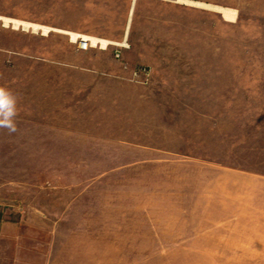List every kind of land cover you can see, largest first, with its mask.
<instances>
[{"label": "rangeland", "instance_id": "rangeland-1", "mask_svg": "<svg viewBox=\"0 0 264 264\" xmlns=\"http://www.w3.org/2000/svg\"><path fill=\"white\" fill-rule=\"evenodd\" d=\"M0 85V264H264V0H0Z\"/></svg>", "mask_w": 264, "mask_h": 264}, {"label": "crops", "instance_id": "crops-1", "mask_svg": "<svg viewBox=\"0 0 264 264\" xmlns=\"http://www.w3.org/2000/svg\"><path fill=\"white\" fill-rule=\"evenodd\" d=\"M256 182L260 185L254 192H247L246 205L248 207V224L253 225L252 228L248 227V231L255 232L257 235L254 237H248V239H254L264 242V176H256ZM255 246H262L258 244Z\"/></svg>", "mask_w": 264, "mask_h": 264}, {"label": "clouds", "instance_id": "clouds-1", "mask_svg": "<svg viewBox=\"0 0 264 264\" xmlns=\"http://www.w3.org/2000/svg\"><path fill=\"white\" fill-rule=\"evenodd\" d=\"M19 96L11 88L0 85V129H5L11 135L18 129Z\"/></svg>", "mask_w": 264, "mask_h": 264}, {"label": "bare ground", "instance_id": "bare-ground-1", "mask_svg": "<svg viewBox=\"0 0 264 264\" xmlns=\"http://www.w3.org/2000/svg\"><path fill=\"white\" fill-rule=\"evenodd\" d=\"M219 9V11L224 15V17H226L227 19H231V20H233V19H235L236 18V12L235 11H232V10H228V9H223V8H218ZM17 25V24H16ZM27 27V26H26ZM32 28L34 29V30H38L39 29V27L38 26H36V25H34V26H32ZM73 37H75V38H78L79 40L78 41H80V40H86L87 42H88V44H87V47H89V46H92V47H94V46H96L97 44H101L102 46H105L106 44H108V42L106 43V41H99L98 39H96V38H87V37H84V36H73ZM107 46V45H106ZM105 46V47H106Z\"/></svg>", "mask_w": 264, "mask_h": 264}, {"label": "built area", "instance_id": "built-area-1", "mask_svg": "<svg viewBox=\"0 0 264 264\" xmlns=\"http://www.w3.org/2000/svg\"><path fill=\"white\" fill-rule=\"evenodd\" d=\"M78 42H79V44H80V46H81L82 49H84V50H87L88 49V47H87L88 42L86 40H83L82 39V40H80ZM89 47H92V46H89Z\"/></svg>", "mask_w": 264, "mask_h": 264}]
</instances>
